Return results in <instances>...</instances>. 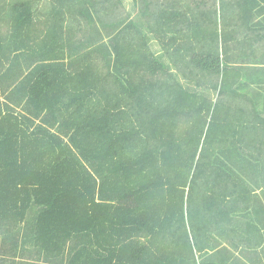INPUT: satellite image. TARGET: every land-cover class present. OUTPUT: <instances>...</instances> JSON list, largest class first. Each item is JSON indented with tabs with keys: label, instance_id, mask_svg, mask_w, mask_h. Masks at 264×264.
Wrapping results in <instances>:
<instances>
[{
	"label": "trees",
	"instance_id": "16d2710c",
	"mask_svg": "<svg viewBox=\"0 0 264 264\" xmlns=\"http://www.w3.org/2000/svg\"><path fill=\"white\" fill-rule=\"evenodd\" d=\"M128 2L0 0V264H229L261 202L264 0Z\"/></svg>",
	"mask_w": 264,
	"mask_h": 264
},
{
	"label": "crops",
	"instance_id": "0c3cea01",
	"mask_svg": "<svg viewBox=\"0 0 264 264\" xmlns=\"http://www.w3.org/2000/svg\"><path fill=\"white\" fill-rule=\"evenodd\" d=\"M255 97L264 118V95ZM255 194L261 202L251 205L242 218L236 220L233 236L221 237L222 241L235 244L234 251L229 249L230 252L223 253L229 264H264V187L256 188Z\"/></svg>",
	"mask_w": 264,
	"mask_h": 264
},
{
	"label": "rangeland",
	"instance_id": "374dc122",
	"mask_svg": "<svg viewBox=\"0 0 264 264\" xmlns=\"http://www.w3.org/2000/svg\"><path fill=\"white\" fill-rule=\"evenodd\" d=\"M125 1V7L127 8V10L132 14V16L134 17L135 16V12L134 11H132V6H131V3L130 2H128V1H130V0H124ZM142 31H143V33L149 38V37H151L150 35H149V33L145 30V27H144V24L142 23V20H141V26H139V25H137ZM158 45H154L153 43L151 44V48H152V50H154V51H156L157 52V49H159L158 47H157ZM159 53H160V50H159ZM165 61H166V59H164ZM166 64H168V62L166 61ZM175 76L177 77V78H179L180 80H181V78L177 75V74H175ZM192 88H194V86L192 85V84H189Z\"/></svg>",
	"mask_w": 264,
	"mask_h": 264
}]
</instances>
